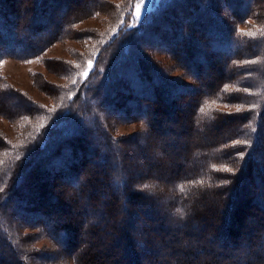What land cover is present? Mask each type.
<instances>
[{
	"label": "trees",
	"instance_id": "trees-1",
	"mask_svg": "<svg viewBox=\"0 0 264 264\" xmlns=\"http://www.w3.org/2000/svg\"><path fill=\"white\" fill-rule=\"evenodd\" d=\"M17 1L0 0V60L40 56L52 43L78 35L72 27L77 20L91 18L106 6L105 0H83L79 9L70 7L72 0H36L33 6L26 0L20 13ZM58 3H63L60 13ZM72 3L78 7L77 0ZM69 9L71 14L63 19ZM151 12L141 29L120 31L118 42L109 44V58L103 51L101 81L91 75L76 86L48 84L54 111L0 75V116L28 132L16 149L9 150L0 137V264H25L16 238L14 242L3 235L14 229L16 216L41 219L62 258L73 264H142L146 251L158 249L165 260L178 258L177 264H264V103L252 111L246 97L264 95V0H162ZM249 21L259 32L256 38L237 29ZM161 35L169 40L164 42ZM88 37L96 40L94 34ZM154 49L172 58L176 68L193 72L194 82L209 70L207 83H202L209 89L194 94L196 89L168 82L164 75L168 67L144 54ZM124 55L131 60L122 63ZM49 65L68 82L75 75L67 62ZM37 85L45 88L42 81ZM223 102L240 105V111L211 108ZM109 109L129 122L144 123L149 136L176 133L180 120L187 119L182 128L194 134L185 138L180 151L191 169L181 170L173 160L175 170L164 171L157 163L161 168L150 172L145 157L152 152L160 159L165 153L151 141L133 152L128 142L106 133L101 125L111 118ZM94 113L91 128L81 117ZM164 118L171 121L166 129L161 127ZM173 139L177 141H163ZM5 173L11 174L4 177ZM145 184L150 187L143 191ZM248 193L256 212H247L243 198ZM76 195L84 198L78 202ZM81 212L93 220L85 221ZM244 219L256 229L246 231L241 243L247 253L236 255L233 250L241 248L238 236L246 226L241 227ZM150 228L151 234L140 235ZM95 229L103 237L85 247L81 233L95 235ZM182 230L183 235L176 234L172 247L164 251L168 240L163 233ZM218 239L224 242L221 249L214 243ZM28 249L24 246L25 252ZM145 260L157 264L156 258Z\"/></svg>",
	"mask_w": 264,
	"mask_h": 264
},
{
	"label": "rangeland",
	"instance_id": "rangeland-1",
	"mask_svg": "<svg viewBox=\"0 0 264 264\" xmlns=\"http://www.w3.org/2000/svg\"><path fill=\"white\" fill-rule=\"evenodd\" d=\"M26 0H18V7L19 12L21 13L22 10L26 8L25 4ZM31 6L34 5L36 0H28ZM73 1V0H72ZM72 1L69 3L71 8L79 9L80 3L83 2V0H77L78 7H76V4H73ZM108 1V2H107ZM162 0H144L142 6L140 8H137V5L140 4L141 0H105L106 6L103 7V10L101 13H96L91 18H84L82 20H77V22L72 26L74 33H77L78 35H70L62 40L56 41L52 43L51 46H49L40 56L34 57L32 59L27 60H16L14 58L5 57L0 60V75L4 78V80L14 89L26 94L34 101L40 103L41 105L48 108L50 111H54L53 108L54 99L51 97L50 94L51 91L48 87V84H57V85H64L65 87H68L69 84L72 86H76L79 83H82L86 80L87 77L91 75H95V78L93 80L95 82L101 81V76H99L100 72V59L104 60V58H100L103 55L104 51V57L107 59L110 57V53L108 52L110 47V43L118 42L119 39V33L122 30H128V27H134L136 29H141L143 23L147 20V17L150 16L152 13L151 10L154 7H157V5ZM40 4L42 3L39 2ZM36 4V3H35ZM63 3H58L56 7V11L60 10L62 11V5ZM72 4V5H71ZM60 6V7H59ZM81 7V6H80ZM73 8V9H74ZM108 9V10H106ZM137 13H139V19H137ZM71 14V10L65 11L63 14V19ZM149 14V16H147ZM180 16V14H179ZM252 21L247 22L245 25H239L237 27L238 31L241 32L243 36H248L249 38H256L255 35H257L259 32L257 30H254V24H252ZM51 26V24H50ZM176 26V22L174 21L172 23V28ZM159 30V29H158ZM54 29L50 31V35L54 33ZM48 31H46V35ZM88 34H94L96 37V40L94 38H89ZM48 35L47 37H49ZM161 40H164L166 42L168 39L167 36L161 35ZM259 39V38H257ZM255 39V42L256 40ZM161 40H158L159 42ZM126 45V42H125ZM154 47H158V45H153ZM146 57H150V60L155 62L156 64H160L162 67H168V69H165L164 75L165 79H167L168 82L175 84L176 86L180 85H186L191 89H196V92L194 94L198 93H205L209 88L202 86V83H207L209 77V70H204L199 75V80H193L194 73L185 72V70H182L180 68H176V63L173 61L172 58L169 56L156 52V50H147L144 52ZM116 56V53H115ZM119 57V56H118ZM128 60L129 62L131 60V57H128L126 55L120 57V60L122 63H124L125 60ZM62 61L67 62L70 64L71 68L74 69V74L72 77L69 76L70 82H68V79H64L63 77L56 74L52 71L50 66L48 64L50 62H57L61 63ZM214 65H217V61L215 60L213 62ZM52 66V65H51ZM121 69H124V65L120 67ZM223 72L227 74V70L223 69ZM86 73V75H85ZM190 75V76H188ZM164 78V77H163ZM37 81H42V85L45 88H40L37 85ZM212 88V87H211ZM203 89V90H202ZM47 90V91H46ZM200 91V92H198ZM242 93H246L247 90H242ZM241 93V94H242ZM245 96V95H244ZM242 96V97H244ZM247 97V104L250 110L256 111L257 106L261 103H264V95H258L253 97ZM238 104H243L241 102H238ZM59 106V105H58ZM183 109L182 107H180ZM211 108L213 110L217 109V111H227V112H237L240 111V105L235 106L231 103L223 102V103H214ZM180 109V110H181ZM179 110V111H180ZM111 118H106V125L100 123L102 129L109 134H111L114 138L117 137L121 139L124 143L128 142V146L130 149H133V152L137 151V148L143 147L144 144L147 141H151L152 144H155L159 148L162 149L163 153H165L164 158L158 159L156 155H153L151 152L150 154L145 157V166L148 168L150 172H155L157 169L161 168V166H158L157 163H160L163 168L162 170L166 171L167 169L172 168V161L177 160L178 163L181 164V170H188L191 169V165L185 162V154H181V149L183 144L185 142V138L187 136H191L194 134L192 130H187L185 127L182 128V125H187V119H181V124L178 128H175V132H166L162 131L158 133L157 135H147L145 132L147 131V126L142 122H129L126 120L125 116L120 115L119 113H115L114 111L110 110L108 111ZM181 114V112H180ZM115 115V116H113ZM97 117L95 113L92 117H81L82 121L87 125L88 127L92 128L91 119ZM114 118V119H112ZM98 119V118H97ZM170 119L164 118L161 122V127L163 129H166L168 125L170 124ZM146 130V131H145ZM197 131L199 133H205L203 130L198 129ZM180 132V133H178ZM177 135V136H175ZM28 136V132L24 128H20L16 123L10 122L6 117L0 116V137L2 140L5 141L7 144L9 150L10 149H16L19 148L20 143L26 139ZM97 137V135H96ZM164 138H175L177 141H163ZM100 139V138H99ZM135 139H137L135 142H133ZM152 151V150H151ZM177 151L179 155H177ZM134 162L137 164L139 168H143L144 164L138 163L137 159H134ZM92 165V164H91ZM102 164L99 166L101 167ZM157 165V167H156ZM91 168V167H90ZM175 170V169H174ZM11 173H5L4 177H8ZM136 179L140 180L139 176H135ZM4 183V181L2 182ZM49 189V188H48ZM79 189V187H78ZM81 189V188H80ZM77 191V190H75ZM144 191V190H143ZM77 201L82 200L84 197L81 195H76ZM243 198V197H242ZM250 194H246L243 198V202H247L249 205V209H247V212H256V210H253L254 208L250 207L249 201ZM77 202V203H78ZM208 205V204H205ZM137 210H139V206L137 207ZM80 217H82L85 221H90L93 219H90L91 216H88L85 214V212L80 213ZM217 214V213H216ZM214 218L217 217V215L212 214ZM15 224L13 225L12 231L7 230V232L3 233V235H7L8 237H12L13 241L15 242L14 238H16V241H18V245L20 248H22V251L24 253V257L22 258L25 260V264H73V261L71 259L67 260L66 258H62V250L59 246L54 244L51 239L48 238V236L45 234L44 230L42 229V221L41 219L39 221L34 222L32 217H28L27 220L20 219L18 216H16ZM248 219V217L246 218ZM246 219L242 221L241 227L242 230L239 233V241L240 244L246 241L247 234L246 231L249 229H253L255 231V223H250ZM221 220L219 219V222ZM151 222V226H154V222ZM41 225V227H40ZM46 226H49L46 224ZM240 227V225H239ZM95 228V227H93ZM151 230L144 231V233H140L141 236H148L152 233ZM96 234L91 235V233L85 232L81 233L80 237L84 238L82 240L85 241L83 245L86 247L88 244L93 243L94 240L98 237H103L101 232H98V229H95ZM148 231V232H147ZM13 234H12V233ZM182 231H169L167 233H163V235L166 237L167 241H164V251H168L172 247V240L176 241L178 237L177 235H183ZM136 233V232H135ZM99 234V235H98ZM136 234H139L137 231ZM104 240V239H102ZM171 241V244L169 243ZM105 242V241H104ZM102 243V241H101ZM215 246L218 247V249H221V246L224 245V242L221 241V239L215 240ZM102 245H105L104 243ZM24 246H28L29 251H24ZM241 248L233 250L234 254H240L242 252L243 254H246L247 251L245 249V244L240 245ZM119 248V246H118ZM116 246V250L118 249ZM103 251V248L101 249ZM65 252V251H64ZM117 252V251H116ZM162 249H158L157 251H146L144 253V256L149 258V260L153 261L155 258V262L159 264H164L163 262H166L165 264H177L178 258H169L168 260H165L163 257ZM262 252V249L259 250V255ZM145 257L142 259V264H146ZM238 257V256H237ZM223 258V257H221ZM224 259V258H223ZM235 259V256H234ZM23 260V261H24ZM180 260V259H179ZM226 260V259H225Z\"/></svg>",
	"mask_w": 264,
	"mask_h": 264
},
{
	"label": "snow or ice",
	"instance_id": "snow-or-ice-1",
	"mask_svg": "<svg viewBox=\"0 0 264 264\" xmlns=\"http://www.w3.org/2000/svg\"><path fill=\"white\" fill-rule=\"evenodd\" d=\"M144 0H141L140 4L137 5V8H140L143 4ZM137 19H139V13H137ZM86 75V73H85ZM203 107L201 108V112H203ZM241 158H243V154H241ZM225 171H227V169L225 168ZM194 183H199V184H202L203 181H195ZM225 183H227V181H225ZM150 187V185L148 184H145L143 186H141V190H144V189H148ZM3 189H0V191H2Z\"/></svg>",
	"mask_w": 264,
	"mask_h": 264
},
{
	"label": "bare ground",
	"instance_id": "bare-ground-1",
	"mask_svg": "<svg viewBox=\"0 0 264 264\" xmlns=\"http://www.w3.org/2000/svg\"><path fill=\"white\" fill-rule=\"evenodd\" d=\"M50 64V63H49ZM52 64V63H51ZM50 66V65H49Z\"/></svg>",
	"mask_w": 264,
	"mask_h": 264
}]
</instances>
